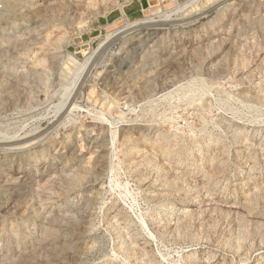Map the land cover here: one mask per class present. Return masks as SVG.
<instances>
[{
  "label": "rangeland",
  "instance_id": "rangeland-1",
  "mask_svg": "<svg viewBox=\"0 0 264 264\" xmlns=\"http://www.w3.org/2000/svg\"><path fill=\"white\" fill-rule=\"evenodd\" d=\"M0 264H264V0H0Z\"/></svg>",
  "mask_w": 264,
  "mask_h": 264
}]
</instances>
